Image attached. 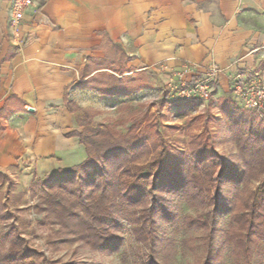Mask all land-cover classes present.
<instances>
[{
    "label": "crops",
    "instance_id": "crops-1",
    "mask_svg": "<svg viewBox=\"0 0 264 264\" xmlns=\"http://www.w3.org/2000/svg\"><path fill=\"white\" fill-rule=\"evenodd\" d=\"M10 1L0 0V171L19 194L87 160L86 124L113 121L119 99L134 93H107L115 79L137 93L151 75L192 63L197 81L215 65L221 102L233 97L234 73L264 77V0H41L19 40Z\"/></svg>",
    "mask_w": 264,
    "mask_h": 264
},
{
    "label": "trees",
    "instance_id": "trees-1",
    "mask_svg": "<svg viewBox=\"0 0 264 264\" xmlns=\"http://www.w3.org/2000/svg\"><path fill=\"white\" fill-rule=\"evenodd\" d=\"M138 87L115 79L106 91L131 93ZM235 103L232 98L221 101L228 131L238 146L235 164H228L219 153L208 128L190 136L187 150L168 152L163 146L143 164L139 161L152 146L142 120L132 124L129 131H139L132 136L88 122L80 134L87 160L32 184V193L41 198L40 209L46 211L44 223L59 224L63 241H83L92 249L108 251L124 241L121 219L131 221V212L137 241L152 249L140 264H161L155 253L160 242L157 219L173 221L178 216L168 197L174 192L204 210L184 220L188 228L205 229L206 255L199 264H223L228 247L235 264H252L254 248L264 241V181L258 189H248L247 183L264 172V122ZM7 179L0 171L1 186ZM138 207H144L140 213ZM223 207L230 215L226 228L218 220ZM6 241L7 236L0 237V264H32L26 258L40 255L19 235L8 247Z\"/></svg>",
    "mask_w": 264,
    "mask_h": 264
},
{
    "label": "rangeland",
    "instance_id": "rangeland-1",
    "mask_svg": "<svg viewBox=\"0 0 264 264\" xmlns=\"http://www.w3.org/2000/svg\"><path fill=\"white\" fill-rule=\"evenodd\" d=\"M150 77L153 79L151 78L148 88L137 93L134 91L130 98L119 99L116 114L112 115L113 121L104 122L100 118L93 126H110L121 135L132 136L139 135V131H129L132 124L142 120V127L147 129L148 142L152 146L151 153L140 159L139 162L143 164H147L163 146L168 152L177 148L187 150L190 136L208 128L219 153L228 164H235L233 156L238 152V146L228 131L221 102L213 96L208 102L183 103L173 107L169 98L176 85L175 76ZM235 104L247 109L237 102ZM257 116L264 122V119L258 114ZM157 132L161 134L162 140ZM262 181L264 172L249 181L247 188L258 189ZM243 185L245 186L244 182ZM17 189L15 182L9 177L4 185H0V237L7 236L8 247L18 235L21 236L32 249L40 253L38 257L26 258L32 264H140L144 256L152 251L150 244L137 241L131 212V221L121 219L120 233L124 241L117 249L99 251L83 241H63L58 235L59 224L44 223L46 211L39 207L41 198L34 195L31 188L30 193L21 194ZM168 197L173 199L178 216L173 221H164L162 217H158L160 242L155 248L156 258L161 264H199L206 255L205 229L188 228L184 220L186 216L194 217L204 210L187 203L174 192H170ZM151 203L149 200L147 206ZM224 204L227 205L225 196ZM143 208L138 207L136 210L140 213ZM6 213L10 216L2 215ZM218 220L222 227L228 226L230 215L226 207H223ZM223 264H235L230 247L225 251ZM252 264H264V241L254 248Z\"/></svg>",
    "mask_w": 264,
    "mask_h": 264
},
{
    "label": "built area",
    "instance_id": "built-area-1",
    "mask_svg": "<svg viewBox=\"0 0 264 264\" xmlns=\"http://www.w3.org/2000/svg\"><path fill=\"white\" fill-rule=\"evenodd\" d=\"M41 0H11L9 5V28L12 36L21 39V23L26 13ZM196 66L186 63L182 70L175 71L176 85L171 90L170 100L178 107L183 103H204L211 101L214 96V82L218 78L221 68L210 66L204 77L197 81H190L188 76L195 71ZM231 89L234 100L241 106L256 112L264 119V77L256 70L239 71L231 75Z\"/></svg>",
    "mask_w": 264,
    "mask_h": 264
}]
</instances>
